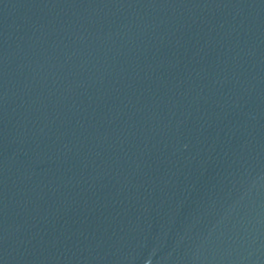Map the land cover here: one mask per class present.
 <instances>
[{
    "label": "water",
    "instance_id": "1",
    "mask_svg": "<svg viewBox=\"0 0 264 264\" xmlns=\"http://www.w3.org/2000/svg\"><path fill=\"white\" fill-rule=\"evenodd\" d=\"M0 264H264V0H0Z\"/></svg>",
    "mask_w": 264,
    "mask_h": 264
}]
</instances>
